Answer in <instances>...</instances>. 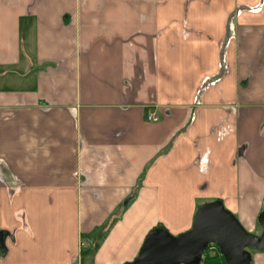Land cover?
I'll use <instances>...</instances> for the list:
<instances>
[{"label":"crops","instance_id":"crops-1","mask_svg":"<svg viewBox=\"0 0 264 264\" xmlns=\"http://www.w3.org/2000/svg\"><path fill=\"white\" fill-rule=\"evenodd\" d=\"M214 200L261 234L264 0H0V264L132 262Z\"/></svg>","mask_w":264,"mask_h":264},{"label":"water","instance_id":"water-1","mask_svg":"<svg viewBox=\"0 0 264 264\" xmlns=\"http://www.w3.org/2000/svg\"><path fill=\"white\" fill-rule=\"evenodd\" d=\"M260 235L246 231L219 200L199 205L189 230L173 236L164 228L146 235L132 262L124 264H200L214 245L225 264H252L249 248L264 251V205L257 216Z\"/></svg>","mask_w":264,"mask_h":264},{"label":"trees","instance_id":"trees-1","mask_svg":"<svg viewBox=\"0 0 264 264\" xmlns=\"http://www.w3.org/2000/svg\"><path fill=\"white\" fill-rule=\"evenodd\" d=\"M206 250L202 255L201 264H225L224 259L219 254L217 248H214L212 252H207Z\"/></svg>","mask_w":264,"mask_h":264},{"label":"rangeland","instance_id":"rangeland-1","mask_svg":"<svg viewBox=\"0 0 264 264\" xmlns=\"http://www.w3.org/2000/svg\"><path fill=\"white\" fill-rule=\"evenodd\" d=\"M214 248H216L214 245H210V246H208V248H207V252H212V250L214 249ZM249 251H250V253H254V251H256V250H254V249H251V248H249L248 249Z\"/></svg>","mask_w":264,"mask_h":264},{"label":"built area","instance_id":"built-area-1","mask_svg":"<svg viewBox=\"0 0 264 264\" xmlns=\"http://www.w3.org/2000/svg\"><path fill=\"white\" fill-rule=\"evenodd\" d=\"M146 119L148 121H157V116H155L153 114H148V115H146Z\"/></svg>","mask_w":264,"mask_h":264}]
</instances>
